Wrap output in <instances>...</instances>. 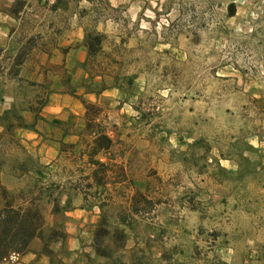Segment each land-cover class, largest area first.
<instances>
[{"label":"rangeland","instance_id":"1","mask_svg":"<svg viewBox=\"0 0 264 264\" xmlns=\"http://www.w3.org/2000/svg\"><path fill=\"white\" fill-rule=\"evenodd\" d=\"M53 2L0 0V173L13 178L0 177V209L30 204L44 237L63 232L61 209L97 205L91 237L101 217L124 237L105 242L104 264H264V0ZM73 102L95 107L111 142L93 158L97 190ZM56 117L78 143L44 170Z\"/></svg>","mask_w":264,"mask_h":264},{"label":"trees","instance_id":"2","mask_svg":"<svg viewBox=\"0 0 264 264\" xmlns=\"http://www.w3.org/2000/svg\"><path fill=\"white\" fill-rule=\"evenodd\" d=\"M13 2V7L18 9L24 0H10ZM59 0H54L48 8L54 12L57 10V4ZM64 8V7H63ZM229 13L228 18L232 17V7H227ZM16 13V12H14ZM13 13V14H14ZM81 47L85 52L87 58L92 57L97 50L98 42L96 39H90L89 33L86 31L82 32ZM129 82V80L127 81ZM99 92V91H98ZM82 113L83 121V134L88 139L87 151L84 154L85 164L89 167L87 179L93 184L94 190L104 186V177L106 176L105 164L94 161L93 158L97 155H104L107 153L110 147V140L103 134L102 130L95 122L96 110L93 105H89L84 102L79 103ZM86 188H89L88 186ZM98 196V193L96 194ZM66 201H64L63 207H66ZM132 207V206H131ZM99 208V206H98ZM64 209L60 210V214H64ZM52 215L54 213H51ZM38 222L37 213L35 209L29 204L26 207L22 205H16L11 207L5 205L0 209V262L5 260L8 256H18L27 252V246L29 243L36 239L40 243L39 254L49 257L48 264H61L59 261L53 262L50 257L51 253L48 250V245L51 243L59 242L62 243L65 236L63 232L56 230V226L51 227L44 237L38 235ZM119 226H126L127 223L123 219H119ZM97 228L103 227L102 235L98 236L93 234L91 237V248L93 254L108 261L110 255L108 253V242H113L116 237L123 240V234L121 231L116 229L111 230L110 237H107L106 233V219L101 217L97 223ZM105 242H107L105 244ZM121 248V246H120ZM131 264V263H130ZM142 264V263H137Z\"/></svg>","mask_w":264,"mask_h":264},{"label":"crops","instance_id":"3","mask_svg":"<svg viewBox=\"0 0 264 264\" xmlns=\"http://www.w3.org/2000/svg\"><path fill=\"white\" fill-rule=\"evenodd\" d=\"M109 91L114 92L115 90ZM106 92L107 91L105 90H101L96 96H94L93 94H86L85 97L88 102L92 103L95 99L104 96ZM55 97L60 98V96L58 95ZM71 106L76 111V113H73L74 116L81 118L82 110L81 108H79V104L77 102H73ZM63 108V106H61L60 108H48L47 112H49V114H52L53 112H56V114H58ZM54 119L60 120V123H51L53 124V127L46 131L47 136L44 137L46 140L42 142L43 144L45 143L46 146H43L44 150L39 155V162H41L42 166L46 167L44 170L51 167V165H53L54 159H58L62 155L61 151L59 150L60 145L69 144L75 146L78 143L77 136L66 134V132H68L66 131V129L71 127L69 125V121H67L66 119H59L58 117ZM82 126V123L75 125L77 130H81ZM35 145H37V142L35 143ZM49 154H51L52 156L50 159H48ZM79 154H77L79 156V159L84 160L85 162L84 155L81 152H79ZM57 172H59V170ZM0 177H2V179L6 178L5 180L7 182L13 180L12 177L4 176L3 172L0 173ZM96 202L97 201H95V203ZM97 210V205L85 208L82 204H79L72 207L70 210L63 214V218L65 219V223L63 224V234L65 235V238L62 243L55 242L52 244L51 248H48V250L52 254H54L60 248L67 253V256H65V258L61 260L59 259V256H55L56 260L59 259V263L104 264V259L98 258L93 254L90 242L91 233L93 230V227L90 226V224H93L97 219ZM88 230L89 240L86 243V246L82 247L83 237ZM39 250V241L33 239L27 246V252L25 254L15 256L11 260L7 259L3 262H0V264H48L49 257H45L39 254Z\"/></svg>","mask_w":264,"mask_h":264},{"label":"built area","instance_id":"4","mask_svg":"<svg viewBox=\"0 0 264 264\" xmlns=\"http://www.w3.org/2000/svg\"><path fill=\"white\" fill-rule=\"evenodd\" d=\"M14 257H15V256H12V255H11V256H9L7 259H8V260H11V259H13Z\"/></svg>","mask_w":264,"mask_h":264}]
</instances>
